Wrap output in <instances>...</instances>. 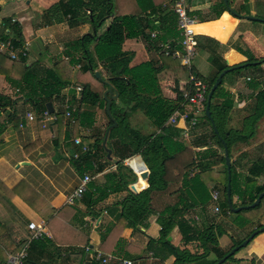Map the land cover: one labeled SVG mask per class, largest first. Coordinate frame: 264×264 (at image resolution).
I'll return each mask as SVG.
<instances>
[{
	"label": "trees",
	"instance_id": "1",
	"mask_svg": "<svg viewBox=\"0 0 264 264\" xmlns=\"http://www.w3.org/2000/svg\"><path fill=\"white\" fill-rule=\"evenodd\" d=\"M116 1L118 2L117 9L113 8V0H59L41 13L43 25L66 23L71 29L84 24L90 26L88 33L66 45V62L60 59L57 64H53V67H49L42 65L41 61L27 64L26 59L12 61L0 55V59H3L0 65V74L12 87L18 90L17 97L21 95L19 99L0 93V111L3 116V121H0V132L6 128L7 124L14 125L16 128L19 126L20 118L25 113V107L22 106L24 102L29 103V106L38 115L47 111V103L53 105V102L58 101L63 105L67 104L71 112V119L66 122L67 124L72 123L73 130L91 128L94 124V110L96 108L102 110L107 120L103 134L94 141L89 152L82 154L83 156L79 159L73 160V165L84 174H96L102 168L98 167L95 170L91 163L93 159L102 155L105 161L110 162L107 158V147L102 145L106 131L110 127L106 142H113L115 153L118 151L121 156L116 161L115 170L106 175L105 184L96 186L89 183L82 199H86L90 215L95 216L96 212L93 207L104 200L109 193H126L119 204L121 212L116 217V224L114 223L106 229L101 238L99 251L107 256L112 255L115 251L118 257H126L132 261H134V246L137 245H129L124 251V244L121 243L120 236L125 229L138 232L139 228L147 227L146 223L153 214L152 194L166 190L167 186L174 182L169 174L171 170L165 166V163L183 155L184 161L180 165L182 166L180 170L182 175L180 173L174 175L176 181L180 180L181 183L177 190V201L165 207L156 216V224L160 227L158 241L166 246L175 257L173 264L184 263L187 255L185 253L179 255L166 241L170 232L177 228L184 245L199 241L207 252L206 256L217 253V259L212 263L216 264L254 231L244 236L243 239L232 242L229 249L222 253L218 252V239L222 236L221 231L209 225L199 231L194 227L193 221L187 217L192 209L206 211L207 205L211 201L210 191L212 189H220L221 204L226 211L230 212L226 202L228 180L223 146L218 136L212 132L211 139L216 148L208 147L207 143L203 144L201 147H205V149L198 152L194 159L190 150L180 140L181 130L167 123L172 113L181 109V99L171 101L165 98L160 86L165 81H187L189 75L195 79L202 80V78L193 66L188 69L182 66L179 60L165 56L159 51L158 43L179 39L176 31V16L171 11L162 8V0ZM232 6L231 0H227V6L224 0H218V3L210 7V11L214 13L215 18H219L222 13L228 11L227 8H230L238 16L239 14H249L245 10L246 6L245 12ZM254 15L264 20V0L254 1ZM225 18L227 17L223 16V19ZM200 26H195V33ZM2 27L5 31L8 30L7 34L2 33V39L6 40L12 34V39L18 45H23L24 41L17 22L11 18H4ZM154 31L159 34L155 39H152L151 33ZM136 38L141 40L150 57L149 60L133 64L134 52L125 50L124 44L127 40ZM154 54L159 57L154 59L151 57ZM253 60L254 58L248 59L249 62ZM72 68L76 72L75 81L71 83ZM257 68H259L258 65L253 69ZM223 70L224 68L220 72ZM240 72L241 70H233L223 78L229 74L238 75ZM96 73L99 74L98 78L95 76ZM213 83L214 81L207 83L208 92ZM221 86L222 82L213 92L210 112L219 136L226 143L229 153L231 145L235 142L220 133L218 123L220 109L214 104V99ZM75 87L80 88L77 98L74 93ZM65 89L68 90V94H71L69 101L67 96L62 94ZM107 90L112 92L111 97L108 93L106 94V98L110 100L109 113L106 112V100L104 99V93ZM255 100V119L251 123L253 126L264 115V91L258 92ZM60 110L62 108L52 114L57 115L58 119L54 123L61 131L65 120L62 118ZM131 114L134 116L138 114L141 118L138 121L139 126H134V129L130 126ZM202 118L211 126L205 115ZM113 122L116 123L115 127H111ZM148 127L155 128V131L149 130ZM126 150H128L127 155L124 154ZM134 156H140L149 171L148 186L139 193H133L128 185L134 183L136 177L132 169H136L138 172L142 167L140 162L131 161L132 169L123 163L125 159ZM218 166L222 168L219 173L221 176L214 177L211 175L212 171H214V167ZM236 168L235 160L234 163H231V199L237 198L236 207L251 205L261 193H264V157L250 165L247 175L240 184ZM192 169H196L197 172L190 175ZM220 199L221 196L218 201ZM252 213L264 218V197L261 198L258 206L241 210L235 214L242 220V222H238L237 226L242 227L243 224L252 222L249 219ZM15 223L17 224L0 200V232L2 230V236L19 238L18 242L13 241L14 252L18 253L27 242L28 229L27 226L25 229L19 228ZM262 227L264 225L258 224L256 230ZM32 242L36 243L37 241ZM81 244L83 245L81 251L70 254L73 264H100L94 260L92 255H88L87 235ZM85 248L88 251H85ZM233 256L227 260H231ZM30 262L26 259L22 264Z\"/></svg>",
	"mask_w": 264,
	"mask_h": 264
},
{
	"label": "crops",
	"instance_id": "2",
	"mask_svg": "<svg viewBox=\"0 0 264 264\" xmlns=\"http://www.w3.org/2000/svg\"><path fill=\"white\" fill-rule=\"evenodd\" d=\"M58 1L0 0V4L5 2L4 7L0 5V20L11 18L17 22L22 40L28 47L31 42H35L37 48L42 43L45 50H54L56 42L61 41L58 32L65 34L74 32L72 34H75V31H81L79 34L81 36L88 30L90 31L88 24L72 29L68 26L62 27L64 23L43 25L41 13ZM162 1V8L171 11L173 0ZM254 1L231 0L233 8H238L241 12H245V10L249 12V14H239L241 17H255ZM117 3L116 0L113 1L114 9L118 8ZM216 3L218 0H188L189 13L196 18L197 25H201L196 31L197 53L192 66L202 81L207 84L215 82L223 68L226 70L246 65L239 69L241 72L238 75L229 74L223 78L222 86L214 99V104L220 109L218 118L220 133L235 142L230 147L229 155L231 160H236V173L240 184L247 175L250 165L264 157V115L254 126L251 125L255 119L256 95L258 92L264 91V20L257 17L255 18L259 21L238 19L228 11L222 13L219 18H215L210 7ZM245 6L247 9L244 10ZM4 9L9 11L4 12ZM223 16L227 18L223 19ZM1 32L2 28H0V35ZM154 32L159 34L157 31ZM47 37L50 42H53V45L46 43ZM74 40L76 39L72 41ZM127 41L129 45L125 42L124 49L134 52L133 64L149 60L150 55L146 52L140 39H138L140 45L135 41ZM68 43L70 42H64L65 48L59 57L65 62L67 58L64 55ZM59 49L61 50V47ZM154 55L151 56L154 59L159 57V55H155L156 57ZM29 56L30 54L26 59L27 64L41 61L42 64L45 63L46 66L53 67V64H57L59 61V58L55 59L50 55L45 57L44 61L38 59V57H43L42 52H38L37 57L34 55L33 60H30ZM249 58H254V60L249 62ZM2 60L0 59V65ZM257 65L259 68L253 69ZM205 66L207 74L204 76L200 71H204ZM207 66H210L209 70H207ZM75 72L76 70L72 68L71 83L75 81ZM160 86L165 98L177 101L186 90L188 80L165 81ZM0 93L21 98V95L17 97L18 90L12 87L1 74ZM74 93L77 98L78 93L76 91ZM62 94H65L69 101L71 94H68V90H63ZM61 108L60 112L62 113L65 111V105L58 101L53 102V112H57ZM28 113L34 116L33 121L27 119L26 114ZM134 119H137V123L141 120L138 114L134 116ZM0 121H3L2 113ZM104 121H106L104 113L96 108L94 124L91 128L73 130L72 123L67 124L65 120L66 124L64 123L60 131L55 123H47L43 127L40 123V115L30 106H25V113L19 121L22 127L20 124L17 128L7 124L6 128L0 132V200L19 228L25 229L30 222L44 221L49 235L41 241L28 245L26 259L31 261L29 264H73L70 254L83 249L81 241L86 235L88 236V255L91 256L95 251L100 250L101 238L106 229L112 224H116V217L121 212L119 204L125 196V192L109 193L104 200L93 207L96 212L95 216H91L88 212L86 199L76 200L74 205L67 204V198L79 186L82 174H84L73 165L74 159L83 156L80 146L74 144V139H79L82 143L92 147L94 141L103 134L106 126ZM174 127L181 130L180 140L190 150L194 159L198 152L205 149V147H201L203 144L207 143L208 147L216 148L211 139L212 126H209L203 118H200L195 128H190L188 123L183 121H178ZM148 129L155 131L153 127H148ZM250 134L251 136H249ZM127 153L128 150L124 154L127 155ZM112 155L111 153L110 162L105 161L101 155L92 160V166L97 165L94 167L95 170L98 167L102 169L96 174L85 173L90 176L89 183L96 186L105 184L106 175L115 170V161L121 156L118 151L114 156ZM134 157L125 159L124 165L129 167L128 162ZM183 161V155H179L165 163V166L171 170L169 174L174 182L170 183L166 190L152 194L153 214L146 223L147 227L139 228L138 232L125 229L120 236L121 243L124 244V251L129 245H137L134 246V261L126 257H118L113 251L112 255H108L112 257L109 264H116L115 259H128L132 264H173L175 257L166 246L158 241L160 227L156 224V216L165 207L177 201V190L181 183L180 180L176 181L174 175L178 173L182 175L180 172L182 166L180 165ZM23 163L26 164L23 165ZM190 171V175L197 172L196 169ZM221 171V166L214 167L211 175L220 177ZM134 175L135 183L138 175L137 173ZM130 185H128L129 189ZM147 186L146 182L145 188ZM220 196L221 199L217 203L210 201L205 212L197 208L192 209L187 217L193 221L194 227L199 231L206 225L221 231L222 236L218 239V252L223 253L229 249L232 242L241 240L250 232L256 231L258 224L264 225V218L252 213L249 216L252 222L249 221L242 227L237 226L238 222L240 223L242 220L235 215L236 213L224 209L221 204L222 194ZM231 203L233 208H237L235 206L236 197L231 199ZM215 206L219 207L218 213L213 211ZM2 234L1 230L0 264H7L9 258L17 254L14 252L13 243L18 242L19 238L2 236ZM168 238L166 241L179 255L183 253L187 255L185 262L181 264H212L217 259V253L206 256L207 252L199 241L184 245L177 228L170 232ZM231 262L229 264H264V232L255 235L246 247L239 249ZM223 264L228 263L223 262Z\"/></svg>",
	"mask_w": 264,
	"mask_h": 264
},
{
	"label": "built area",
	"instance_id": "3",
	"mask_svg": "<svg viewBox=\"0 0 264 264\" xmlns=\"http://www.w3.org/2000/svg\"><path fill=\"white\" fill-rule=\"evenodd\" d=\"M171 11L177 19L176 31L178 33L179 39L158 43V48L159 51L165 56H170L173 59L179 60L182 66L190 69L192 67L193 59L197 53L196 33L193 31V26L197 25V20L195 17L189 14L188 0H173ZM0 28H2L0 35V55L7 57L12 61L27 59L29 55V48L27 44L24 42L23 45H18L16 41L10 37V35V38L6 40L2 39V33H8V30L5 31V29L2 27V20H0ZM156 36V32L151 33L152 39H155ZM76 90L80 91V88H76ZM207 94V84L202 80L195 79L192 75H189L188 86L180 98L181 109L174 111L169 117L167 123L169 125L175 126L178 121H183L187 122L190 128H195L198 125L200 118L204 116ZM188 108L190 109L189 111L187 110ZM61 116L64 120L71 119V112L68 109L67 104H65V111L62 112ZM26 117L29 121L34 120V116L31 113L26 114ZM57 119V115L50 114L48 111H44L40 115V123L43 127H45L47 123H54ZM20 127H22L21 124ZM74 144L80 146L81 152L83 154L89 152L90 150L89 145L82 143L79 139H74ZM234 162L235 160H231V163ZM93 167H96V164H94ZM90 180L91 179L88 174H84L82 176L79 186L67 198L68 205H74L76 200H80L82 198ZM144 183L146 182L144 181ZM219 197V189H212L210 191V199L212 202L217 203ZM213 211L214 213H218L219 207L215 206ZM27 229L28 235L25 246L19 253L9 258L7 264H22L27 257L26 251L28 245L32 241L43 240L49 236L46 229V222L44 221H40L38 223L30 222L27 224ZM85 250L88 251L87 248H85ZM92 256L94 260L100 264H109L112 261V257L104 255L100 251H95ZM114 262L116 264H132V262L128 259H115Z\"/></svg>",
	"mask_w": 264,
	"mask_h": 264
},
{
	"label": "water",
	"instance_id": "4",
	"mask_svg": "<svg viewBox=\"0 0 264 264\" xmlns=\"http://www.w3.org/2000/svg\"><path fill=\"white\" fill-rule=\"evenodd\" d=\"M224 2L226 4V6H227V0H224ZM227 10H228L229 13L233 14L238 19L243 18V19L252 20V21H259V19L255 18V17H250V16H243V17H241V16H238L234 12H232L230 10V8H227ZM245 66L246 65L237 66V67H231V68H228L226 70H223L218 75L216 81L213 83L212 87L210 88V90H209V92L207 94V101H206L205 113H204L205 114V117L208 119V121L210 122V124L212 126L213 132L215 133V135L218 136V139L221 141L222 146H223V156H224V160H225V167H226V171H227V180H228V183L226 185V202H227V205H228V209L231 212H234V213H237V212H239L241 210H246V209H249V208H253L255 206H258L259 203H260L261 198L264 197V193H261L257 197V199L251 205L233 208L232 203H231V187H230V179H231V177H230V173H231V159H230V156H229V153H228L227 145L224 142V140L219 136L217 127H216V125L214 123L213 118L211 117L210 102H211V98H212L213 92L220 86V84L222 82V78L224 77V75H226L228 72H231L233 70H239L240 68L245 67ZM95 76L98 78L99 77V74L96 73ZM107 93L111 97L112 96V92H111V90H107L104 93V99L106 100V112L109 113L110 100H108L106 98V94ZM46 108H47V111L50 114L53 113L52 105L50 103H47L46 104ZM115 126H116V123L113 122V124L111 125V127H115ZM109 130H110V127L107 129L106 135H105V137L103 139V142H102V145L103 146H105V143H106V140H107V134H108ZM110 154H111V151L107 149V158L108 159H110ZM133 160L139 161L142 167H141V169L138 172L136 171V169H133V172L134 173H137L138 179L136 180V182L134 184L130 185V190L133 193H139L140 191H142V190L145 189L146 183H144V181L147 182V179H148V176H149V171L146 168V166L144 165V163H143V161H142V159H141L140 156H136V157H134V159L130 160L129 163H128L129 167H130L131 161H133ZM25 164L26 163H23V165H25ZM141 181H142V183H141ZM262 232H264V227H262V228H260V229H258L256 231H254L240 245H238V246L234 247L233 249H231L229 251V253H227L223 258H221L220 260H218L216 264H222L229 257L233 256L239 249L246 247L248 245V243L253 239V237L255 235H257L259 233H262ZM168 240H170V238H168Z\"/></svg>",
	"mask_w": 264,
	"mask_h": 264
},
{
	"label": "rangeland",
	"instance_id": "5",
	"mask_svg": "<svg viewBox=\"0 0 264 264\" xmlns=\"http://www.w3.org/2000/svg\"><path fill=\"white\" fill-rule=\"evenodd\" d=\"M114 1V0H113ZM2 7H4V5H5V2L4 3H1L0 4ZM21 7H23V8H26V6H24V5H21ZM9 10H7V9H4V12H8ZM67 25H66V23H64V25L62 26V27H66ZM48 30H51V29H48ZM52 31V30H51ZM88 32H89V30H88ZM87 32V33H88ZM44 33H46V32H44ZM72 33H74V32H72ZM72 33H67V34H65V33H63V32H58V34H59V36L61 37V41L60 42H56L57 44H55L56 46H55V48H54V50H45L44 49V46L42 45V43H41V46H38L39 48H37V46H36V43L35 42H31L30 43V45H29V54H30V56H29V59L30 60H33V58H34V55L37 57V54H38V52H42V55H43V57H38V59H41V60H45V57H47V56H49L50 55V57H54L55 59H57V58H59L62 54H60V53H63V51H64V48H65V46H64V42H71L73 39H77V38H79L80 36H79V34L81 33V31L80 32H76L75 31V34H72ZM10 37H12V34L10 35ZM41 38V37H40ZM39 38V40H41V39H43V38H41L40 39ZM218 38V37H217ZM219 39V38H218ZM50 39L47 37L46 38V43L48 44V45H53V42H50L49 41ZM42 41V40H41ZM129 41H135L137 44H139V42H138V39H133V40H129ZM39 44H40V42H39ZM126 44H128L129 45V42L128 41H126ZM140 45V44H139ZM59 47H61V50L59 49ZM139 49L137 48V51H138ZM61 51V52H60ZM138 53H140V51H138ZM64 57H66V55H64ZM195 59V58H194ZM194 59H193V61H194ZM59 60H60V58H59ZM195 62V61H194ZM194 62H193V64H194ZM44 63V62H43ZM42 65H45V63L44 64H42ZM207 65V64H206ZM208 68H207V70H209L210 69V66H207ZM201 73H202V75H206L207 74V72H206V66H205V69H204V71H200ZM76 88H79V87H75V90H76ZM14 92V91H13ZM76 92L78 93L79 91H77L76 90ZM22 106H26V107H29V103H27V102H24L23 104H22ZM102 111V110H101ZM103 112V111H102ZM205 115V114H204ZM129 121L131 122L130 123V126H131V128H133L134 129V126H137L138 125V123H137V119H134V114H131V116H130V118H129ZM104 124L106 125L107 124V120L106 121H104ZM139 126V125H138ZM137 126V127H138ZM112 144H113V142H110V141H108V142H106V147H107V149L108 150H110L111 152H112V156H114L115 155V149H114V147L112 146ZM115 147L117 146V145H114ZM107 149H106V151H107ZM112 150H114V151H112ZM102 156V155H101ZM225 263H232L231 262V260H226V261H224ZM223 264V263H222Z\"/></svg>",
	"mask_w": 264,
	"mask_h": 264
},
{
	"label": "bare ground",
	"instance_id": "6",
	"mask_svg": "<svg viewBox=\"0 0 264 264\" xmlns=\"http://www.w3.org/2000/svg\"><path fill=\"white\" fill-rule=\"evenodd\" d=\"M196 25L193 26V31H194V28H195ZM195 32V31H194Z\"/></svg>",
	"mask_w": 264,
	"mask_h": 264
}]
</instances>
